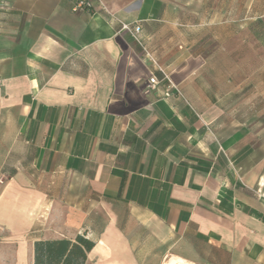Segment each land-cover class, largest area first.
Instances as JSON below:
<instances>
[{
    "label": "crops",
    "instance_id": "obj_1",
    "mask_svg": "<svg viewBox=\"0 0 264 264\" xmlns=\"http://www.w3.org/2000/svg\"><path fill=\"white\" fill-rule=\"evenodd\" d=\"M0 1V264H264V0Z\"/></svg>",
    "mask_w": 264,
    "mask_h": 264
},
{
    "label": "trees",
    "instance_id": "obj_2",
    "mask_svg": "<svg viewBox=\"0 0 264 264\" xmlns=\"http://www.w3.org/2000/svg\"><path fill=\"white\" fill-rule=\"evenodd\" d=\"M95 242L78 234L73 239L39 240L33 243L32 264H86Z\"/></svg>",
    "mask_w": 264,
    "mask_h": 264
},
{
    "label": "built area",
    "instance_id": "obj_3",
    "mask_svg": "<svg viewBox=\"0 0 264 264\" xmlns=\"http://www.w3.org/2000/svg\"><path fill=\"white\" fill-rule=\"evenodd\" d=\"M91 5L89 0H79L76 4L75 8H89ZM2 6L1 1H0V7ZM121 29L124 31H127L130 33V35L137 41L138 44L141 45L140 40L138 38V34L140 32V27L136 24L134 25H128V24H122ZM144 59L149 61L162 75L161 80L165 83V91L162 94V98H167L171 95L172 91H175L176 93H179L177 88L172 84V82L169 79V76L166 71L162 70L155 59L152 57V55L144 48L142 47ZM159 84V81L152 77L149 79V85L148 88L151 91H155L157 85ZM0 85H1V80H0ZM1 182V181H0Z\"/></svg>",
    "mask_w": 264,
    "mask_h": 264
},
{
    "label": "rangeland",
    "instance_id": "obj_4",
    "mask_svg": "<svg viewBox=\"0 0 264 264\" xmlns=\"http://www.w3.org/2000/svg\"><path fill=\"white\" fill-rule=\"evenodd\" d=\"M84 233H86V232H81V234H84ZM86 237H87V235H86ZM73 239V238H72ZM87 264H95L94 262H88Z\"/></svg>",
    "mask_w": 264,
    "mask_h": 264
}]
</instances>
